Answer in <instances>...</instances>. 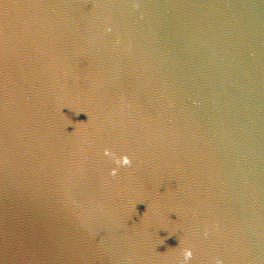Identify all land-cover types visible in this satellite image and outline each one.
Masks as SVG:
<instances>
[{"label":"water","instance_id":"1","mask_svg":"<svg viewBox=\"0 0 264 264\" xmlns=\"http://www.w3.org/2000/svg\"><path fill=\"white\" fill-rule=\"evenodd\" d=\"M185 248L264 264V0H0V264Z\"/></svg>","mask_w":264,"mask_h":264},{"label":"clouds","instance_id":"2","mask_svg":"<svg viewBox=\"0 0 264 264\" xmlns=\"http://www.w3.org/2000/svg\"><path fill=\"white\" fill-rule=\"evenodd\" d=\"M108 31H111V29H108ZM104 155L107 157H110L112 159V162L116 165V167L113 168L110 172V175H112L113 177L118 175V171L120 168L132 166V160L127 155L117 156L115 153L111 152L109 149L104 150ZM182 256H183V260L180 261L179 264H189V261L193 258V252L191 249L185 248L182 250ZM216 264H223V261L217 259Z\"/></svg>","mask_w":264,"mask_h":264}]
</instances>
